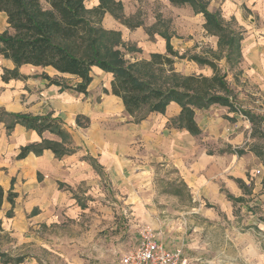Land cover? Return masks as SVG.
<instances>
[{
  "label": "crops",
  "instance_id": "obj_1",
  "mask_svg": "<svg viewBox=\"0 0 264 264\" xmlns=\"http://www.w3.org/2000/svg\"><path fill=\"white\" fill-rule=\"evenodd\" d=\"M0 17L6 23L3 12ZM231 17L236 23L235 16ZM102 25L119 30L125 43L135 42L133 47L138 51L141 43L144 44L145 54L133 56L131 61L149 59L151 53L165 50L164 33H158L153 43L147 40L141 25L135 29L120 28L121 23L107 12ZM167 35L172 45V35ZM212 37L211 47L216 48L217 38ZM130 52L137 53V50ZM190 61L197 71L189 74H212L210 67ZM218 63L226 69L224 59ZM13 68V62L0 55V107L11 112L52 113L69 132L71 143L67 146L72 151L56 157L50 149H44L41 154L29 152L18 158L23 146L40 143L42 138L54 141L60 138L49 131L39 135L21 124L7 133L4 123L0 122V188L3 191L0 222L11 248L38 245L52 252L57 261L60 259V264H90L89 259L93 264H110L114 245L105 232L118 226L119 222L114 220L118 211L102 190L101 175L104 182L119 192L114 196L129 205L130 214L137 220L136 226L156 230L154 237L167 247L179 245L177 229L183 226L184 219L169 217L165 213L168 207L146 204L148 200L151 202L152 196L144 187L152 184L150 176L155 160H165L176 169L187 186L184 190L189 193V208L198 206L208 219L218 217L214 206L227 217L232 214L236 202L229 200L226 192L243 197V201L245 194L251 193L252 176L262 163L254 160L256 156L246 146V142L252 140V122L237 105L236 98V111L219 104L195 109L194 118L200 133L192 135L184 127H178L176 118L180 107L173 101L164 113L150 112L141 121L134 122L120 97L109 92L112 74L97 66L91 68L92 79L86 93L71 88L79 81L76 76L51 67L21 65L18 70L24 78L3 81V70ZM43 71L59 82L50 83L42 78ZM228 76L229 73L227 80ZM103 88L108 92H103ZM77 116H80V124L76 122ZM235 179L242 180L246 189L240 188ZM8 192L14 193L13 205L7 198ZM179 194L158 195L157 202ZM195 201L197 204H192ZM207 202L211 205L204 206ZM9 210L11 216L6 214ZM121 213H125V209H121ZM164 236L169 237V245L164 242ZM186 238L197 241L194 233ZM2 250L12 255L25 254V260L18 264H40V260L45 263L27 253H13L9 248Z\"/></svg>",
  "mask_w": 264,
  "mask_h": 264
},
{
  "label": "trees",
  "instance_id": "obj_2",
  "mask_svg": "<svg viewBox=\"0 0 264 264\" xmlns=\"http://www.w3.org/2000/svg\"><path fill=\"white\" fill-rule=\"evenodd\" d=\"M86 1L46 0L47 7L44 8L40 0H0V12L5 14L7 23L6 28L0 31V55L14 64L13 69L3 70L2 80L24 78L18 70L21 65L51 67L60 73L76 76L79 81L71 88L86 93L92 79L91 68L97 66L112 74L109 92L120 97L126 113L132 116L134 122L141 121L150 112L164 113L167 105L173 101L180 107L176 118L178 127H184L192 135L200 133L194 118L195 109L219 104L236 111V94L227 75L241 62L243 30L234 25V17L226 20L219 9L210 10L209 0H168L175 6L189 5L194 14H202L204 29L209 35L217 37V50H210L212 57L179 54L173 49L170 36L162 34L165 53L154 52L149 59L131 62L125 58L124 50L129 45L122 39L121 32L105 28L102 18L108 12L127 26L140 24L124 21L120 0H98L92 7H87ZM128 50L138 51L133 46ZM183 58L210 67L212 74H183L176 71L175 59ZM220 59H224L226 69L220 67ZM41 75L50 83L59 82L45 73ZM103 92L108 90L103 88ZM247 114L253 123L252 115ZM0 122L4 123L7 133L16 124H21L27 129L36 130L39 135L49 131L60 138V141L42 138L40 143L23 146L18 158L29 152L41 154L44 149H50L56 157L72 151L67 146L71 143L69 132L52 113L11 112L0 107ZM76 122L80 124V116H77ZM235 181L240 188L246 189L242 180ZM181 183L187 189L182 179ZM172 193L179 194L182 190L174 188ZM13 197L14 193L8 192L7 198L12 205ZM226 197L232 202L243 201V197H235L229 192H226ZM2 198L0 188V204ZM6 214L11 216L12 211ZM3 237L8 238L2 232L0 222V241ZM25 258V254L12 255L0 248V262L3 264H18Z\"/></svg>",
  "mask_w": 264,
  "mask_h": 264
},
{
  "label": "rangeland",
  "instance_id": "obj_3",
  "mask_svg": "<svg viewBox=\"0 0 264 264\" xmlns=\"http://www.w3.org/2000/svg\"><path fill=\"white\" fill-rule=\"evenodd\" d=\"M40 1L46 8V0ZM96 4V0L86 1L87 7ZM122 5L124 21L140 24L147 40L151 39L153 43H156L155 36L158 33H170L173 48L187 56L197 54L212 57L210 50H217V40L216 48L211 47L214 35H209L204 29L202 14H194L189 5L175 6L168 0H123ZM208 8L219 9L227 20L234 15L236 23L243 30V60L229 70L228 80L236 94L237 105L243 112L252 115V140L250 143L246 142V146L256 156L254 160L262 163V167H259L260 173L252 176L251 193L245 194L243 202L234 203L232 214L227 217L214 206L218 217L208 219L198 206L189 208L188 195L173 166L165 160H155L152 162L153 172L150 176L152 184L148 188L144 187V191L150 192L152 196L151 202L148 200L146 204L168 207L169 210L165 213L169 217L179 216L184 219L183 226L177 229L180 235L176 239L183 248L182 264H264V188L260 187L264 179V0H209ZM5 26V21L0 17V29ZM124 27L135 29L138 26L121 23L120 28ZM127 43L130 49L135 42ZM140 48L137 53L124 50L125 58L131 61L133 56L145 54L144 44L141 43ZM162 52L165 53V50ZM174 68L185 74L197 71L194 63L188 59H176ZM42 73L47 74L44 71ZM101 180L102 190L114 202L112 207L118 211L117 218L114 219L119 222L118 226L113 230L108 228L109 231L105 232L114 245L113 261L110 264H122L123 256L139 246L142 235L148 231L153 234L156 230L136 226L137 220L130 214L129 205L120 197L114 196L119 192L104 182L102 175ZM221 186L226 189L223 184ZM174 188H180L182 193L175 197H166L161 203L157 202L158 195L171 194ZM192 204L196 205L197 201ZM209 205V202L204 204ZM121 209H125V213H121ZM193 233L197 235V241L186 238ZM165 238L164 242L167 243L169 237ZM186 240L189 241L188 244ZM9 241L10 239L3 237L0 248L36 256L45 261L43 263L40 260V264H50L51 261L52 264H60V259L57 261L52 252L38 245L30 247L23 244L11 248ZM88 263L93 264L92 259Z\"/></svg>",
  "mask_w": 264,
  "mask_h": 264
},
{
  "label": "built area",
  "instance_id": "obj_4",
  "mask_svg": "<svg viewBox=\"0 0 264 264\" xmlns=\"http://www.w3.org/2000/svg\"><path fill=\"white\" fill-rule=\"evenodd\" d=\"M264 115V108H263ZM255 173H260V169H256ZM183 248L182 245L175 247H167L161 241L156 239L149 231L142 235L139 246L126 253L122 260V264H181Z\"/></svg>",
  "mask_w": 264,
  "mask_h": 264
}]
</instances>
